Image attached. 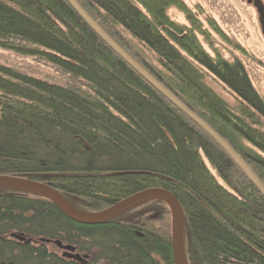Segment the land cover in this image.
Instances as JSON below:
<instances>
[{
    "label": "trees",
    "instance_id": "trees-1",
    "mask_svg": "<svg viewBox=\"0 0 264 264\" xmlns=\"http://www.w3.org/2000/svg\"><path fill=\"white\" fill-rule=\"evenodd\" d=\"M76 1L264 185V95L242 58L214 45L209 28L228 37L213 18L200 19V5ZM0 48L57 71L39 77L0 63V175L42 181L85 211L164 188L183 211L188 264H264V195L67 0H0ZM0 264H174L170 212L153 200L86 225L41 196L0 189Z\"/></svg>",
    "mask_w": 264,
    "mask_h": 264
},
{
    "label": "water",
    "instance_id": "water-1",
    "mask_svg": "<svg viewBox=\"0 0 264 264\" xmlns=\"http://www.w3.org/2000/svg\"><path fill=\"white\" fill-rule=\"evenodd\" d=\"M88 25L131 67L143 76L152 86L165 95L172 103L185 112L192 120L206 130L239 164L250 181L264 195V185L253 173L245 161L232 149V147L206 122L198 117L162 83L151 75L139 62L127 53L117 42H115L98 23L80 6L76 0H67ZM252 2L258 14L261 33L264 35V2L262 0H249ZM0 189L14 190L31 193L51 201L62 213L71 220L86 225L103 224L111 221L125 212L149 201H163L169 209L171 216V250L174 264H188L184 251L183 242V211L178 199L168 190L161 187H149L132 193L111 205L96 211H85L74 207L57 189L42 181L24 176L0 175ZM71 253H63L68 257L81 260L79 254L72 253L74 248L64 246Z\"/></svg>",
    "mask_w": 264,
    "mask_h": 264
},
{
    "label": "rangeland",
    "instance_id": "rangeland-1",
    "mask_svg": "<svg viewBox=\"0 0 264 264\" xmlns=\"http://www.w3.org/2000/svg\"><path fill=\"white\" fill-rule=\"evenodd\" d=\"M183 1L193 11L197 5H200L204 10V15H201L200 19L203 21L206 16L211 17L225 31L228 40L208 29L214 45L225 57L238 55L242 58L255 86L264 95V35L261 33L258 14L252 2L248 0ZM169 13L175 19L185 21L184 15L176 7L171 8ZM203 23L207 27L205 22ZM204 47L209 48L207 44ZM0 63L23 67L39 77L57 74L52 65L41 61L38 57L19 55L12 50L2 48H0ZM184 239L185 237L183 242Z\"/></svg>",
    "mask_w": 264,
    "mask_h": 264
},
{
    "label": "flooded vegetation",
    "instance_id": "flooded-vegetation-1",
    "mask_svg": "<svg viewBox=\"0 0 264 264\" xmlns=\"http://www.w3.org/2000/svg\"><path fill=\"white\" fill-rule=\"evenodd\" d=\"M249 1V0H248ZM251 2V1H250Z\"/></svg>",
    "mask_w": 264,
    "mask_h": 264
}]
</instances>
